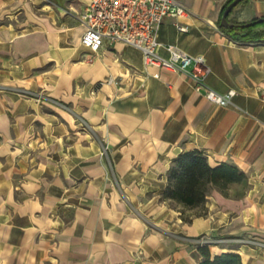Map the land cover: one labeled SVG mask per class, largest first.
<instances>
[{"label":"crops","instance_id":"0c3cea01","mask_svg":"<svg viewBox=\"0 0 264 264\" xmlns=\"http://www.w3.org/2000/svg\"><path fill=\"white\" fill-rule=\"evenodd\" d=\"M87 1L0 0V264H197L200 235L211 254L264 264V43L220 30L227 0H176L188 12L158 25L157 52L203 55L205 83L235 90L217 105L121 41L88 59ZM235 12L264 15V0ZM193 148L235 163L247 187L211 189L206 214L184 221L160 194L170 159Z\"/></svg>","mask_w":264,"mask_h":264},{"label":"built area","instance_id":"2783aa9c","mask_svg":"<svg viewBox=\"0 0 264 264\" xmlns=\"http://www.w3.org/2000/svg\"><path fill=\"white\" fill-rule=\"evenodd\" d=\"M187 12L176 0H88L78 15L84 28L80 43L84 51L91 54H95L103 42L121 41L132 45L141 51L145 67L155 65L186 74L193 81L194 90L214 104L226 105L231 102L235 90L218 92L205 83L209 67L203 55L188 54L171 44L164 46L166 55L157 52L158 25L167 16H182ZM175 25L178 30H186L185 24ZM110 80L108 77L107 81ZM201 241L203 238L199 239Z\"/></svg>","mask_w":264,"mask_h":264},{"label":"trees","instance_id":"16d2710c","mask_svg":"<svg viewBox=\"0 0 264 264\" xmlns=\"http://www.w3.org/2000/svg\"><path fill=\"white\" fill-rule=\"evenodd\" d=\"M227 0L218 12L217 24L220 30L231 40L240 43H264V20L253 24L241 25L244 22L254 21L264 15L239 17L235 9L248 0H240L227 14L229 22L226 26L219 24L220 16ZM247 174L235 163L220 162L211 165L205 152L199 148L183 151L170 159L166 173V184L160 194V199L171 206L179 207L181 218L189 221L191 214L185 211L195 210V214L205 215L204 203L207 194L213 188L223 195H239L247 187ZM231 185H236L233 193L228 190ZM203 235H200L201 237ZM197 249L201 254V260L197 264H241L240 254L234 251H223L219 254H211L208 243L198 242Z\"/></svg>","mask_w":264,"mask_h":264},{"label":"water","instance_id":"95a60500","mask_svg":"<svg viewBox=\"0 0 264 264\" xmlns=\"http://www.w3.org/2000/svg\"><path fill=\"white\" fill-rule=\"evenodd\" d=\"M240 0H229L225 7L223 8L222 10V13H221V16H220V21H219V24L221 26H226L229 24L228 20H227V14L228 12L230 11V9L235 6ZM261 20H264V17H261L257 20H254V21H249V22H244L242 23L241 25H249V24H253L255 23L256 21H261Z\"/></svg>","mask_w":264,"mask_h":264},{"label":"rangeland","instance_id":"374dc122","mask_svg":"<svg viewBox=\"0 0 264 264\" xmlns=\"http://www.w3.org/2000/svg\"><path fill=\"white\" fill-rule=\"evenodd\" d=\"M84 53H87V56H88V59L93 55V54H91V53H89V52H86V51H84ZM195 210L196 211H198L197 209H193V212H195ZM189 211H185V214H187ZM190 214V213H189ZM183 220V219H182ZM201 238H203V240L204 241H201V243H203V242H205V243H208V246L211 244V243H213V239L212 238H210V237H207L206 235H203V236H201ZM200 238V239H201ZM226 239V238H225ZM228 240L230 239V240H232V241H236V242H241V243H249V244H251V245H258V243L257 242H248V241H245L243 238H227ZM222 240H224V239H222ZM262 247V246H261ZM241 258V257H240Z\"/></svg>","mask_w":264,"mask_h":264}]
</instances>
